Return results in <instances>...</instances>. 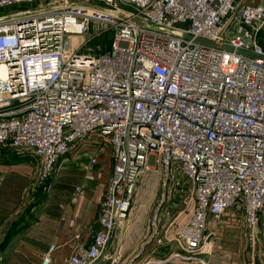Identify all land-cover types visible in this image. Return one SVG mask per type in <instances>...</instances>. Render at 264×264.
Instances as JSON below:
<instances>
[{
    "label": "built area",
    "instance_id": "obj_1",
    "mask_svg": "<svg viewBox=\"0 0 264 264\" xmlns=\"http://www.w3.org/2000/svg\"><path fill=\"white\" fill-rule=\"evenodd\" d=\"M94 1L0 15V147L30 153L50 175L71 149L109 146L98 228L64 264H118L134 191L152 166L164 188L179 167L193 202L166 238L180 250L173 256L200 260L209 217L238 206L252 231L264 209V3ZM104 31L106 48L92 42ZM81 192L76 185L71 199ZM163 200L164 191L154 235Z\"/></svg>",
    "mask_w": 264,
    "mask_h": 264
},
{
    "label": "crops",
    "instance_id": "obj_2",
    "mask_svg": "<svg viewBox=\"0 0 264 264\" xmlns=\"http://www.w3.org/2000/svg\"><path fill=\"white\" fill-rule=\"evenodd\" d=\"M244 1L264 3V0ZM4 149L0 147L1 158L6 151L19 154L10 148ZM95 152L97 159L91 163L90 157ZM112 163L109 146L99 150L71 149L60 155L55 162L51 194L38 205V213L24 217L22 228L3 249L0 264H40L41 253L50 245H54L55 250L49 264H64L77 244H89L98 228L99 201ZM76 185L82 186V192L73 201L71 194ZM139 206L143 209L135 211L131 206L126 218L118 264H264V209L258 227L252 231L244 227L242 209L238 206L227 208L218 219L209 217L207 228L211 232V247L197 255L203 260L200 261L173 256L180 252L178 246L168 241L166 230L154 235L149 205L141 203ZM7 220L0 215V236ZM166 222L169 227L168 215L158 217L161 228ZM11 243L12 248L8 249Z\"/></svg>",
    "mask_w": 264,
    "mask_h": 264
},
{
    "label": "rangeland",
    "instance_id": "obj_3",
    "mask_svg": "<svg viewBox=\"0 0 264 264\" xmlns=\"http://www.w3.org/2000/svg\"><path fill=\"white\" fill-rule=\"evenodd\" d=\"M55 1L16 0L11 4H0V15L10 14L19 9L43 7ZM80 1L96 2L94 0ZM261 36L263 39H260ZM110 38L111 34L104 31L99 37L93 39L92 42L96 46L99 45L106 48ZM257 40L264 47V24L258 31ZM4 148L7 149L8 147L4 146ZM3 154V157H0V215H3L8 220L5 221V228L3 234L0 236V244L15 221L20 220L22 223L24 222V217L26 219V217L28 218L34 213H38V205L46 199L48 194H51V189L54 188L52 187V182L56 173L55 167L50 175H42L39 159L28 152L13 154V152L6 151ZM165 176L159 165L152 166L134 191L131 205L134 206L135 211L143 209L142 206H139L141 203L149 205L148 214L152 216L154 208L158 205L161 194L164 191V200L160 206L158 217L168 215L172 224L170 223L169 227H167L169 222H166L164 227L161 228V225L157 221V232L162 231L163 233L166 230L167 235L181 227L185 216L188 215L189 206H191L193 201L188 187L182 185L181 178L184 174L179 167H173V176L170 175L172 185L164 188L163 181L165 180ZM66 180V182H69V179ZM34 201L36 203L31 205ZM188 201L190 202L187 205ZM25 208L27 209L26 211L24 210ZM14 237L15 235L11 237L9 243ZM11 245L12 243L8 249L12 248ZM2 251L0 250V258L3 254Z\"/></svg>",
    "mask_w": 264,
    "mask_h": 264
},
{
    "label": "trees",
    "instance_id": "obj_4",
    "mask_svg": "<svg viewBox=\"0 0 264 264\" xmlns=\"http://www.w3.org/2000/svg\"><path fill=\"white\" fill-rule=\"evenodd\" d=\"M260 39H263L262 36L260 37ZM35 203H36V201L31 203V205H34ZM22 224L23 223H21L20 220H17L13 223L12 227L9 228V232L6 234L5 239L0 244V250H3L8 245L11 237L16 235L18 233V231L22 228ZM10 233L12 236L10 235Z\"/></svg>",
    "mask_w": 264,
    "mask_h": 264
},
{
    "label": "water",
    "instance_id": "obj_5",
    "mask_svg": "<svg viewBox=\"0 0 264 264\" xmlns=\"http://www.w3.org/2000/svg\"><path fill=\"white\" fill-rule=\"evenodd\" d=\"M243 32V31H242ZM229 35L230 36H233V33L232 32H229ZM246 41H248V39H245Z\"/></svg>",
    "mask_w": 264,
    "mask_h": 264
}]
</instances>
